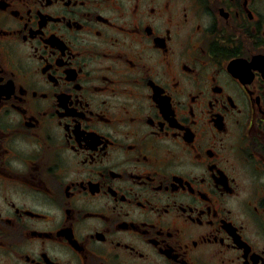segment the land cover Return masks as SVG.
<instances>
[{
    "label": "flooded vegetation",
    "instance_id": "1",
    "mask_svg": "<svg viewBox=\"0 0 264 264\" xmlns=\"http://www.w3.org/2000/svg\"><path fill=\"white\" fill-rule=\"evenodd\" d=\"M0 264H264V0H0Z\"/></svg>",
    "mask_w": 264,
    "mask_h": 264
}]
</instances>
